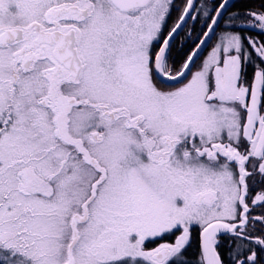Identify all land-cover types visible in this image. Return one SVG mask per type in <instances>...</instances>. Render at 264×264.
<instances>
[{
    "label": "snow or ice",
    "instance_id": "1",
    "mask_svg": "<svg viewBox=\"0 0 264 264\" xmlns=\"http://www.w3.org/2000/svg\"><path fill=\"white\" fill-rule=\"evenodd\" d=\"M229 3L0 0V264H264V3Z\"/></svg>",
    "mask_w": 264,
    "mask_h": 264
},
{
    "label": "trees",
    "instance_id": "2",
    "mask_svg": "<svg viewBox=\"0 0 264 264\" xmlns=\"http://www.w3.org/2000/svg\"><path fill=\"white\" fill-rule=\"evenodd\" d=\"M262 3H264V0H237L232 7L229 9V11L226 13V15L223 18V21H226L228 17L235 12L245 13L249 10L258 9L261 7ZM180 4H183V0L180 2ZM197 6H200V0L197 1ZM177 15L178 13L174 11ZM196 13H194L195 15ZM223 21L221 22V27H224ZM188 28H195L194 36L198 33H200L203 30V21L200 22H188ZM187 29H185L183 32H181L180 37L177 38L178 41L182 39L184 34L187 32ZM246 35L252 36L255 39H258L259 41L262 39V37L258 34V31L256 30H247ZM191 47V44L189 43L186 47L181 48L180 43L178 42L176 44V52L174 53V56L179 58L184 54L185 51H187V48ZM196 244L195 240L193 241L192 248L188 249V256L191 257L195 254ZM261 256L264 257V252L261 253Z\"/></svg>",
    "mask_w": 264,
    "mask_h": 264
},
{
    "label": "rangeland",
    "instance_id": "3",
    "mask_svg": "<svg viewBox=\"0 0 264 264\" xmlns=\"http://www.w3.org/2000/svg\"><path fill=\"white\" fill-rule=\"evenodd\" d=\"M182 0H175V2L177 3V4H180V2H181ZM211 3V0H200V6L201 5H203L204 3ZM253 10H255V9H253ZM176 18H177V14L173 11L172 12V15H171V19L169 20V25H171V23L172 22H174L175 20H176ZM192 22V21H191ZM241 27H244V25L243 24H241L240 25ZM190 29H192V28H188V30H190ZM187 30V31H188ZM248 30H256V31H258L259 32V30L258 29H252V28H249ZM256 40H258V39H256ZM259 41V40H258ZM260 212H261V209L259 208V207H257L256 209H255V214H260ZM174 240H175V236H168V237H166V242H170V243H172V242H174ZM160 242H165V241H160ZM155 246H157V242H152L150 245H149V247H155ZM227 250V245H225V251Z\"/></svg>",
    "mask_w": 264,
    "mask_h": 264
},
{
    "label": "water",
    "instance_id": "4",
    "mask_svg": "<svg viewBox=\"0 0 264 264\" xmlns=\"http://www.w3.org/2000/svg\"><path fill=\"white\" fill-rule=\"evenodd\" d=\"M198 0H196V3H197ZM237 0H230V3L228 4L227 6V9L225 10V14L224 16L226 15V13L229 11V9L232 7V5L236 2ZM194 14V13H193ZM224 18V17H223Z\"/></svg>",
    "mask_w": 264,
    "mask_h": 264
}]
</instances>
